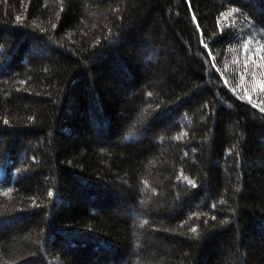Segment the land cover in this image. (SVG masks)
I'll return each mask as SVG.
<instances>
[{"label": "trees", "instance_id": "1", "mask_svg": "<svg viewBox=\"0 0 264 264\" xmlns=\"http://www.w3.org/2000/svg\"><path fill=\"white\" fill-rule=\"evenodd\" d=\"M255 32L264 0H0V264H264Z\"/></svg>", "mask_w": 264, "mask_h": 264}, {"label": "rangeland", "instance_id": "2", "mask_svg": "<svg viewBox=\"0 0 264 264\" xmlns=\"http://www.w3.org/2000/svg\"><path fill=\"white\" fill-rule=\"evenodd\" d=\"M230 24L237 21L233 14L222 17ZM243 41L237 44L233 50L231 68L238 71V88L246 95L264 92V35L260 32L246 33ZM228 82V80L226 79ZM237 92L235 88H232Z\"/></svg>", "mask_w": 264, "mask_h": 264}]
</instances>
